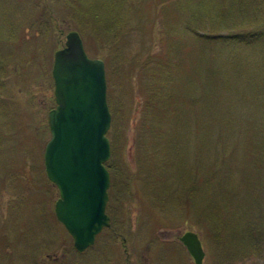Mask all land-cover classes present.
Listing matches in <instances>:
<instances>
[{
  "label": "rangeland",
  "instance_id": "1",
  "mask_svg": "<svg viewBox=\"0 0 264 264\" xmlns=\"http://www.w3.org/2000/svg\"><path fill=\"white\" fill-rule=\"evenodd\" d=\"M37 1L39 0H0V58L7 59L8 55L11 59V66L0 68V76L4 75V71L8 74L10 72L9 77L1 78L3 83L0 81V92L6 97L0 102V109L5 111V115L0 117V191L4 189L12 192L16 189L12 185L16 183L23 189L34 188L30 165L37 167L36 172L41 170L44 144L51 135L49 133V137L45 138L42 134L45 129L40 126L42 122L45 123L50 109L55 106V88L52 83L54 54L64 45L66 35L75 27L74 23L81 22L85 47L91 57L89 49L95 51L93 44L101 46L104 40L111 41L101 37L95 41L91 37L89 29L92 27L84 0H75L84 13V21L77 19L76 22H72L73 18L66 15L67 8L68 12L74 11L72 7L58 9L63 0H47L53 3L54 9L49 13H45ZM86 1L88 10L90 1L110 4L118 2L119 8H124L120 13L125 21L118 33L119 41L113 46L114 52L116 45L122 54L117 63L123 62L122 68L125 71H128L131 61L135 65L149 56L151 60H157L158 54L170 52L167 57L170 70L166 72L169 86L159 91L168 100L169 106L167 103L162 106L166 120L162 136L154 139L158 144L153 147L155 156L152 155L150 160L155 175H142L140 171L135 183L137 189L151 191L149 197L145 195V200L156 216L151 218L138 199L131 200L128 204L131 211L130 235L129 240H125L126 245L122 243L123 238L119 240L114 236L111 237L112 240L105 242V236L112 234L111 227L106 228L98 235L96 245L90 248L89 256L97 260L95 264H196L181 241V236L187 230H194L199 233L206 251L203 264H221L225 253L221 252L210 234L212 229H209L204 220L199 219L193 209L189 217L186 216L189 207L186 200L188 189L184 188L187 176L194 177L195 170L201 178L205 176L203 172L209 173L211 180L207 182L208 186L201 179L202 189H196L193 197L199 204L198 207L205 209L213 223L216 217L217 223H224L229 227L239 221L249 206H264V10L260 9L261 2L257 9L258 0H159L158 4L152 0H131L132 4L126 6L123 2L127 0ZM40 2L45 3V0ZM110 11L107 6L103 8V12ZM34 21L35 31L29 27ZM107 21L104 17V22ZM43 22L51 27V31L55 29V41L50 38L54 36V31L50 35L48 30H43ZM95 29L97 28L90 29L93 34ZM245 30L254 36L256 33L259 38L246 42L207 39L203 36L227 35L229 31L241 34ZM11 31L20 33V46H16L18 39L12 40ZM100 31L98 29L97 35ZM18 33L15 35L18 36ZM11 48L12 52L9 53ZM18 66H28L29 72L18 73ZM131 76L130 74L128 78ZM132 77L136 105L131 106L132 97L130 94H123L121 90L113 92V96L116 93L113 100L114 106H118L119 99L120 107L124 110L119 116L122 121L119 126L126 138L121 147L122 153L117 158L125 166L131 165L137 171L135 157L137 144L141 143L139 133L144 121L141 107L147 100L149 88L155 86L157 90L163 80H159L162 84L156 85L145 70L138 71ZM112 84L114 87L115 83ZM11 97H15L21 105L26 100L35 103V115L40 114L42 121L34 125V132L24 127L29 116ZM148 121L149 118L146 124ZM149 124L155 130L156 127L161 128V124H153L152 121ZM149 142L151 143V139ZM161 175L166 176V189H158L160 182L155 181ZM180 175L187 179L184 177V180H179ZM208 177L205 176L206 179ZM145 178L148 180L147 187ZM2 181L8 186H4ZM154 182H157L156 187L152 189ZM47 186L45 189H53L50 184ZM54 187L58 189L55 185ZM136 188L134 186L133 189ZM180 192H184V199L181 201L174 194ZM116 201L114 193L113 209L115 207L117 210ZM199 209H196L197 212H202ZM9 213L10 208L6 207V221L2 218L4 214L0 213V226L5 224L6 229L16 230L17 233V225L26 224L31 217V212L24 209L15 219L8 221L12 217ZM116 213L117 216L124 217L121 209ZM59 224L49 215L42 225V236L55 233L59 238L64 237L66 234ZM153 225L155 233L148 229ZM228 230L230 231L229 228ZM221 236L226 239V245L230 243V232L226 231ZM104 244L110 246L105 250ZM230 247L232 251L236 249V245L232 244ZM60 249L61 245L58 250ZM116 250L119 258L114 260ZM74 255L80 257L78 253ZM5 259L6 252L0 249V264H4ZM47 259L44 258L42 263L56 264L55 260ZM15 260L17 264L20 262L17 255ZM236 264H264V259H244Z\"/></svg>",
  "mask_w": 264,
  "mask_h": 264
},
{
  "label": "trees",
  "instance_id": "2",
  "mask_svg": "<svg viewBox=\"0 0 264 264\" xmlns=\"http://www.w3.org/2000/svg\"><path fill=\"white\" fill-rule=\"evenodd\" d=\"M56 1V0H53ZM58 1V0H57ZM86 0H84L83 2L85 3L86 6V11L87 12V17H89V22H91V26L92 28H97L95 29V33L93 34V31L90 30L92 28L89 29V31L91 32V37H94L93 40H98L101 38H107L108 40H111L110 42H104L102 43L101 46H99L98 44H93V49L95 51H90V53L92 54V57H96V58H101L104 60L105 62V66H106V75H107V82H108V103H109V107L112 113V125L111 128L108 132V135L110 137L111 140V144H112V156L110 158L109 161L106 162V166L108 167V169L110 170L111 173V177H112V186L110 188V197L111 200L109 202L108 208H107V212L109 213V215L111 216V231L112 234L115 238L121 240L122 238H124L125 240H129V235H130V218H131V211L128 208V204L130 203L131 200L134 199H138L139 203L142 204V206L145 208V211H148L150 213V217L154 218L155 213L153 211V208L147 203V201L145 200V195L146 196H150L151 191L149 189H137L136 187V177L139 176V172L142 171V175H146L151 173L152 176L155 175V172H152L154 170H152L151 167V157L154 152V148L157 146L158 141H155L154 139H158V137L162 136L161 132L163 131V124L166 120V117L164 115V109H162V106L164 107V105H166V103L169 106L168 100L166 101V99L164 98L163 95H161L159 93V91L161 89H163L164 87L167 89L169 86V80L167 77V71L170 70V66L168 64V55L170 52H168L167 54L164 55V53H160L157 56L158 59L157 60H151L150 56L149 57H144L143 60H141V62L137 63V64H132L133 61H131L129 63V69L128 71H125V69L122 68L123 66V62L117 63L118 62V58L119 55L121 56V52L118 51V49L116 48L115 45V49L116 52H114V44L119 41V36L118 33L120 31L122 22L125 21V18L123 17V15H121L120 10L124 9V8H119L118 6V2H114V4H110V3H101L100 1H90L88 0V2L90 1V6H89V10L87 9L88 7V3ZM154 3L158 4L160 3L159 0H152ZM131 0H127L124 1L123 4L126 6L127 4H132L130 3ZM261 2V4H260ZM36 3H38V6L42 7V10H45V13H49V11L54 10L53 9V3H50L49 1L45 0V3H41L40 0L37 1ZM64 4V5H63ZM260 4V9L264 10V0H258V4L256 5L257 9L259 8L258 5ZM78 2L75 0H63V2L61 3V6L58 7V9L63 10L64 8H67V6L72 7L74 9V11H70L68 12V8L66 11V15H69L71 18H73L72 22L80 19H82V15H84L83 10H81V8L79 7ZM82 6V5H81ZM107 6L111 9L110 12H103V8ZM83 7V6H82ZM95 7H102L101 12L99 9L95 8ZM85 8V7H84ZM95 8V9H94ZM137 12L139 10H136ZM99 13H102V16H99ZM136 14V12H135ZM68 16V17H69ZM158 16V15H157ZM86 17V16H83ZM104 17H106V19L108 20L107 22H104ZM113 20H118L113 21ZM84 21V20H83ZM76 22V21H75ZM34 22H31L29 24V27L33 29V31H35V25ZM81 22H78L77 24L74 23L75 27L73 29L79 31L80 35L82 36V38H85V34L83 31V27L80 24ZM41 23H39L40 25ZM80 24V25H79ZM101 24L103 26H101ZM138 24V23H137ZM136 24V25H137ZM37 25V24H36ZM89 25V23H88ZM155 26V25H154ZM154 26L152 28V30L154 29ZM58 27V25L56 26ZM233 28V27H231ZM231 28L229 29H225V30H232ZM48 30L49 34L54 31L52 33V35L54 36H50V38L55 41L54 37H56L55 35V29L53 28V30L51 31V27L48 25H46V22H43V30ZM98 29L101 30L99 35H97L98 33ZM102 31H103V35H102ZM15 31H11V38L12 40L18 39L16 46H20V44L22 43V38L20 39L21 35L20 33H18L19 35L16 36ZM33 33V32H32ZM255 33V32H254ZM122 34V32H121ZM120 34V35H121ZM227 35H216L214 36V34H203V36L207 39H221V40H236V41H246V42H252L254 40H257L259 37L255 36L253 34H249L248 30L242 31L241 34L236 33L234 31H229L228 33H226ZM244 34V35H243ZM253 36L255 39H253ZM15 37V38H14ZM34 37V36H33ZM59 37V36H58ZM24 38V37H23ZM156 39V38H155ZM86 42V40H84ZM155 41V40H153ZM155 43H153L152 45L154 46ZM161 44V43H160ZM121 45V44H120ZM119 45V46H120ZM152 46V47H153ZM12 49H10L9 53L12 52ZM110 57V58H109ZM10 58L7 55V59H3L1 60L0 58V68L2 67H7V66H11L10 62ZM30 62H28L29 64ZM52 66V64H51ZM145 70L148 74L149 77L153 78L154 83H157L156 85H161V87H159L157 90L155 89V86H152L149 88L146 98L147 100L143 103L144 106H142V113H144V121H143V129H141V133L140 134V138H141V143L137 144V152H136V157H135V161L137 163V171H134V169L132 168L131 165H128L123 163V161L121 159H118L117 156L119 153H122L121 151V147L122 145H124L125 142V133L120 129L119 126V122H122L121 119H119V116L121 115V112H124V110H122V108L120 107L121 102L118 99L117 102L119 101V105L118 106H114L115 105V100H113L116 97V93L113 96V92H116V90H121L120 92L123 91V94L128 95L130 94V96L133 99V104H131V106L136 105L135 103V91L133 89V77L134 74H137L138 71H143ZM23 71L25 72H29L28 70V66H24V68L19 67L17 68V72L18 73H22ZM4 75L0 76V81L1 83H3L4 80H2V77H9L10 72L8 74L7 71H4ZM51 72V70L49 71ZM165 73V74H162ZM130 74L132 75L131 78H128V76H130ZM160 79H162V83H160ZM115 83L114 87L112 83ZM53 86H54V81L52 82ZM127 84H128V88H127ZM132 92H131V89ZM119 92V93H120ZM133 93V95H131ZM121 94V95H123ZM3 96V94L0 92V102L2 99H6V97ZM12 101H15V103L17 104L18 102L16 101L15 97H11ZM19 100V99H18ZM30 101V102H29ZM32 100H26V103L21 105L18 103L19 106L23 107V112L26 113V115L28 114V119L26 122V125H24L25 128H27L30 132H34V125H36V123L40 124L42 119H41V115L37 114L35 115V103L31 102ZM116 102V104H117ZM167 106V108H168ZM5 111L0 109V117L5 115L4 114ZM39 115V116H38ZM37 116V118H36ZM48 115L46 117V119L44 120L45 123L42 122V127L43 129V136L46 138V136L49 137V133H50V129H49V125H48ZM149 118V121L146 124V120ZM39 120V121H38ZM152 121L153 124H161V128L158 129V127H156V130L154 127H150L149 122ZM2 122V121H1ZM5 122V121H4ZM8 122V121H7ZM3 123V122H2ZM9 123V122H8ZM153 130H155V132H153ZM154 136V138H153ZM151 139V143L149 142ZM150 143V144H149ZM160 143V142H159ZM46 145V143L44 144V146ZM154 147V148H153ZM4 152V149H3ZM155 156V155H154ZM26 165V164H24ZM30 170H31V180L32 183L34 184V188L31 189H38L39 193L41 194V199H42V206L40 207V213L38 214V216L40 217V219H42V224H44V220L48 219L49 215H51L55 221L57 223V217L55 214V211L53 209V206L50 204L46 207V201L48 199L47 194L50 193L51 189H45L47 185H51V187L53 189H55L53 183L49 180L47 174H46V170H45V165H44V161L42 163V167L41 170L36 172L37 167L33 164L30 165ZM184 169L182 170L183 173ZM196 171L194 172V177L192 175L187 176V173L185 172L188 181L187 185L184 189H188L187 192V205L189 207H187V215L189 217V213H192L191 209H193V211L195 212L196 215L199 216L200 220H204V223L209 225V229L212 231L210 234L214 237L215 242L218 243L219 245V249L221 250V252H224L225 254V259L223 261H220L221 264H236L237 261H241L244 259H254V260H262L264 259V206L263 205H259L256 208H251V206L248 207V209L246 210L245 214L242 215L239 218V221H236L235 223H232L230 225V227L227 224L224 223H217V219L216 217H214V223L211 219L208 218L205 209L201 206L198 207L199 204L196 202L195 198L193 197V195L196 194V189H202L200 188V185L203 183L201 181L204 180L206 182V185L208 186V183L211 180V176H209V173L203 172V176H209L207 179L205 178V176L203 178H201V176L199 177L198 174H196ZM216 172V171H215ZM214 172V173H215ZM38 177H37V174ZM164 175V174H163ZM161 175V177H156L157 179H155V181L160 182L158 186V189H166V181H164V178L166 176ZM189 175V174H188ZM185 176L180 175L179 176V180H184ZM193 177V178H192ZM141 178V177H139ZM147 178V177H146ZM145 178L146 182H145V187H147L148 184V180ZM155 178V177H154ZM185 177V179H187ZM190 178V179H189ZM192 178V182L190 183ZM264 179V176L263 178ZM150 181V180H149ZM41 182V183H39ZM157 182H154L152 189H155V185ZM2 183L5 185H7L5 182L2 181ZM259 185V184H258ZM255 185V186H258ZM3 186V187H4ZM8 186V185H7ZM13 188H16L17 191H15L16 189H13L12 192H6L3 188V190L0 191V213H3L4 216L2 215V218L5 219L6 221V208H2L5 203L4 201H6L7 205L9 204V208H11L10 206L12 205L11 203L13 202L12 200L18 198H21V201L23 200V196L21 195L22 191H26L27 189H23L22 187H20L17 183L12 185ZM16 186V187H15ZM115 186H118V189H114ZM135 186L136 189H133ZM48 187V186H47ZM165 187V188H164ZM205 187V186H204ZM205 189H208L207 187H205ZM114 193L116 194V205L118 206V209H121L124 217H120L119 218L117 216L118 209L116 210V208L114 207L113 209V202H114ZM168 194V192L166 191V195ZM175 197L177 200L181 201L182 199H184V192H180V193H174ZM24 202V201H23ZM11 204V205H10ZM25 206V205H23ZM195 207V208H194ZM2 208V209H1ZM200 208L199 210L202 212H197L196 209ZM25 209H28L31 212V217L30 219L33 217H35L36 215L33 213L34 209L30 208V207H25ZM158 207L155 208V210H157ZM24 209L21 210V212ZM36 216V217H38ZM1 217V216H0ZM155 220V219H152ZM211 220V222L209 221ZM61 224V223H60ZM59 224V225H60ZM62 225V224H61ZM3 226H0V249H4L2 246L4 244L3 238L1 236V233H4L5 230L2 228ZM63 230L65 232V234L67 235V237L70 235L68 233V231L65 229V227L62 225ZM161 228V227H160ZM228 228L230 229V231L228 230ZM3 229V230H1ZM149 231L151 233H155L154 229V225L152 226V228L149 226L148 227ZM198 230V229H197ZM43 231V228H42ZM226 231L230 232V243H227L226 245V239L223 238V236H221L222 233H225ZM13 232L16 233V230H14ZM125 240L122 242L123 245H126ZM12 243V242H10ZM8 242V245L10 244ZM236 245V249L230 250V245ZM10 248H14L13 245L11 244V246L9 245ZM230 247V248H229ZM8 248V246H7ZM59 248V247H58ZM6 249V248H5ZM4 249V250H5ZM16 254H24L23 252H21V250H18V252L14 253ZM33 258V255H29L28 258ZM222 257V256H221ZM42 260L45 258L44 254L41 255Z\"/></svg>",
  "mask_w": 264,
  "mask_h": 264
},
{
  "label": "water",
  "instance_id": "3",
  "mask_svg": "<svg viewBox=\"0 0 264 264\" xmlns=\"http://www.w3.org/2000/svg\"><path fill=\"white\" fill-rule=\"evenodd\" d=\"M52 74L56 106L49 112L45 169L60 191L57 218L76 249L84 251L111 226L107 206L112 177L106 162L112 156V113L106 66L103 59L88 55L80 33L71 30L55 52ZM181 241L195 263L203 264L206 251L199 234L188 230Z\"/></svg>",
  "mask_w": 264,
  "mask_h": 264
},
{
  "label": "flooded vegetation",
  "instance_id": "4",
  "mask_svg": "<svg viewBox=\"0 0 264 264\" xmlns=\"http://www.w3.org/2000/svg\"><path fill=\"white\" fill-rule=\"evenodd\" d=\"M21 195L23 196L22 201L21 198L19 199L20 196L12 200L13 202L11 203L12 205L10 204L11 208L9 213V215H12V217H9L8 221L11 219H15L18 215H20L21 210L25 209V207L34 209L33 213L36 216H38V214L40 213V207L42 206V196L39 193L38 189H27L26 191H22ZM47 196L48 199L45 203L46 206L51 204L55 211L56 202L60 198L59 189H51L50 193H48ZM4 203L5 205L3 207L8 208L9 204L6 205V201H4ZM36 216L29 219V221L24 225H17V228H19L18 233H14V230H9L8 228L6 229L5 224H3V229L5 230V232L1 233L4 241L2 247L4 249L6 248L4 250L6 252V259L4 260V264H17L15 260L16 255L20 258V262L18 264H43L44 262L42 261L41 255L44 253L46 259L49 258L55 260L56 264H95L97 262L95 258L89 256V250L94 245H96L98 237L92 246L88 247L84 251H78L74 246L73 237L71 235H69L68 237L67 235H65L62 238H59V236L55 233H52L51 235L45 237L42 236V219H40L39 216ZM58 222L61 223L60 221ZM30 232L32 233L30 234ZM39 233L40 235H38ZM112 236L113 235H106L105 237L107 239L105 240V242L108 240H112ZM69 239H71L72 241H70ZM8 242H12L9 245L11 246L12 244L14 247L13 249L9 247ZM59 242H61V244H59ZM59 245H61L62 247V249L60 250H58ZM109 246L110 245L107 244L103 245V247H105V250ZM18 250H21V252H23L24 254L15 255L14 253L18 252ZM74 253H78L80 257H75ZM115 253L116 257L114 260H117L119 258L118 251L116 250ZM29 255H33V258H28ZM126 263L128 264V262Z\"/></svg>",
  "mask_w": 264,
  "mask_h": 264
}]
</instances>
